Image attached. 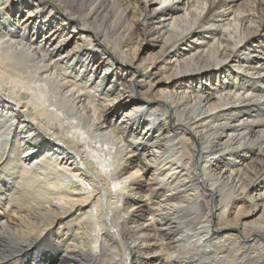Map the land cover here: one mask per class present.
<instances>
[{"label":"bare ground","instance_id":"1","mask_svg":"<svg viewBox=\"0 0 264 264\" xmlns=\"http://www.w3.org/2000/svg\"><path fill=\"white\" fill-rule=\"evenodd\" d=\"M0 264H264V0H0Z\"/></svg>","mask_w":264,"mask_h":264}]
</instances>
